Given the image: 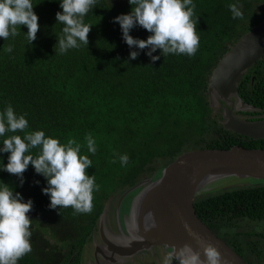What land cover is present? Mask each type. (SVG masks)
Returning <instances> with one entry per match:
<instances>
[{
	"label": "trees",
	"instance_id": "trees-1",
	"mask_svg": "<svg viewBox=\"0 0 264 264\" xmlns=\"http://www.w3.org/2000/svg\"><path fill=\"white\" fill-rule=\"evenodd\" d=\"M194 2L201 37L194 56L164 57L158 49L153 55L161 58L153 63L147 49H131L119 23L113 22L131 11L129 0H96L85 17L93 25L89 45L66 54L59 53L58 45L55 52L63 28L56 20L59 0H33L40 30L32 44L25 36L26 25L16 37H0V110L11 104L18 114L27 113L26 131L44 130L64 143L76 139L93 161L88 173L101 186L90 213H75L71 207L53 210L42 191L46 180L33 166L25 171L23 186L15 174L0 171V180L34 201L29 213L32 251L19 264H81L108 201L144 179L160 176L185 152L264 149V140L225 130L207 94L210 75L230 46L264 21V0ZM236 2L243 19L232 17L229 5ZM131 35L147 39L150 33L137 26ZM9 46L12 53L6 51ZM132 50L141 53L135 60L130 59ZM238 91L245 103L258 109L251 115L264 116V58L246 73ZM88 133L96 140L95 155L87 151ZM13 134L23 136L7 135ZM125 153L130 161L122 167L118 157ZM8 155L0 153L5 164ZM251 183L204 193L196 198L195 208L202 222L246 264H264L262 248L250 238L253 234L237 230L246 221L264 223V181ZM255 235L264 238V233Z\"/></svg>",
	"mask_w": 264,
	"mask_h": 264
},
{
	"label": "clouds",
	"instance_id": "clouds-1",
	"mask_svg": "<svg viewBox=\"0 0 264 264\" xmlns=\"http://www.w3.org/2000/svg\"><path fill=\"white\" fill-rule=\"evenodd\" d=\"M129 4L131 11L118 15L113 22L119 23L122 38L131 49H147L146 54L153 63L160 60L161 55L194 56L197 53L201 37L194 0H129ZM35 5L33 0H0V37L6 40L16 37L20 26L26 25L25 36L32 44L40 30ZM59 5L61 11L56 13V20L63 28L57 37L56 54L57 45L60 54L89 45L93 25L86 23L85 17L95 9L96 0H59ZM229 9L233 19H243L244 12L238 2L230 4ZM137 26L150 33L147 39L131 35ZM158 49L162 50L161 55H153ZM13 50L12 46L6 49L8 53ZM140 54L132 50L130 59L135 60ZM29 127L27 113L18 114L11 104L0 110V137H3L0 153H9L7 164L0 158V171L15 174L23 186L24 173L31 165L46 180L47 186L42 191L49 196L50 209L71 207L75 213H90L95 193L101 187L96 176L87 171L93 166L90 156L82 153V145L74 138L64 143L44 130L26 131ZM8 133H23V136ZM85 140L88 153L95 155L98 149L94 136L88 133ZM33 149H37L38 154L33 155ZM118 158L122 167L129 164L128 154H120ZM33 207L31 198L25 199L22 193L0 180V264H19L20 259L32 251L33 219L29 213ZM203 253L206 261L201 259L200 252L186 246L178 255L179 264H222V255L213 244H206Z\"/></svg>",
	"mask_w": 264,
	"mask_h": 264
},
{
	"label": "water",
	"instance_id": "water-1",
	"mask_svg": "<svg viewBox=\"0 0 264 264\" xmlns=\"http://www.w3.org/2000/svg\"><path fill=\"white\" fill-rule=\"evenodd\" d=\"M264 58V21L254 26L230 46L210 75L208 97L215 114L222 102L227 104L221 122L224 129L253 140H264V116L239 96V85L246 73ZM251 180L264 181V149L234 146L229 150L188 151L165 167L160 176L142 180L124 191L118 212L132 196L131 212L125 218L124 233L109 239L107 211L101 215V235L110 248L106 264L121 262L156 247L163 248L179 261L185 247L207 257L203 247L211 243L222 255V264H246L242 257L199 218L195 200L204 193L251 186ZM227 183L226 186L223 184ZM116 256L120 257L117 259ZM104 263V264H105Z\"/></svg>",
	"mask_w": 264,
	"mask_h": 264
},
{
	"label": "rangeland",
	"instance_id": "rangeland-1",
	"mask_svg": "<svg viewBox=\"0 0 264 264\" xmlns=\"http://www.w3.org/2000/svg\"><path fill=\"white\" fill-rule=\"evenodd\" d=\"M250 113H248L249 115ZM260 117V116H257ZM224 186L227 185V183L223 184ZM121 195H117L114 196L111 201L107 204V218H106V223L108 225V216L110 215V212L112 213L110 221H109V226L110 228L113 230L112 225L117 226L118 231L120 232V234H124L122 232V230L125 232L126 230V224H125V218H126V214H130L131 212V203L130 205L127 207V202L129 200H131L132 196L127 197L126 200L124 201L121 210L118 212V202L120 200ZM132 202V201H131ZM117 207V210H116ZM116 210V211H115ZM110 217V216H109ZM114 218L116 219V221H114ZM112 224V225H111ZM121 226H122V230H121ZM257 229H259V231H257ZM238 232L240 233H251L253 234V236H251L250 238L252 240H254L256 243L258 242L260 245L259 248L262 247V243H264V238H261L259 236H256L255 234H259V233H264V223H256V222H252V221H246L242 224V226H240L238 229ZM115 234L118 235L116 230ZM244 237V235H243ZM242 238V236H241ZM264 245V244H263ZM92 245H89L88 248L86 249L85 252V256L83 259V263L85 264V258L90 256V249ZM263 252H261V256L264 257V247L262 249ZM152 254L149 255H145V256H134L131 257L129 259H127V263L126 264H179V261H177L176 259H174L170 253L161 251V250H155V251H151Z\"/></svg>",
	"mask_w": 264,
	"mask_h": 264
},
{
	"label": "flooded vegetation",
	"instance_id": "flooded-vegetation-1",
	"mask_svg": "<svg viewBox=\"0 0 264 264\" xmlns=\"http://www.w3.org/2000/svg\"><path fill=\"white\" fill-rule=\"evenodd\" d=\"M227 108V104L225 103V102H222L221 103V105L219 106V109H218V111L221 113V115L220 116H222V114H223V111L225 110ZM239 115H241V116H248V113H238ZM249 115H251V114H249ZM255 116V115H254ZM112 199V198H111ZM111 199L108 201V203L111 201ZM107 203V204H108ZM130 203H131V201L129 200L128 202H127V207L130 205ZM107 204H106V208H105V210L104 211H107ZM116 210H117V207H116ZM115 210V211H116ZM103 214V213H102ZM111 215H112V213L110 212V217L108 216V226H107V237L109 238V239H111L112 240V238L114 237V236H116V234H115V231H113V230H116L117 231V233H118V235L120 234V232L118 231V229H117V226H114V225H112V227H113V230L110 228V226H109V221H110V218H111ZM128 215H130V214H126V217L128 216ZM114 221H116V219L114 218ZM100 224H101V218H100V220H99V222H98V226H97V230L94 232V234H93V238H92V240L87 244V246H86V248H85V250H84V253H83V258H82V261H81V264L83 263V259H84V256H85V252H86V249L88 248V246L89 245H92V249H90L89 251H90V253H91V255L90 256H88V257H86L85 258V264H104L105 262H106V260H105V257H104V254L108 251V249L110 248L107 244H105L104 243V241H103V239H102V235H101V229H100ZM125 224H126V221H125ZM261 237V236H260ZM261 238H263V237H261ZM257 245H260L258 242L256 243ZM262 245V249H263V247H264V245L263 244H261ZM161 250V251H164V252H166L163 248H161V247H156V248H154L153 250H150V251H145V252H143V253H139L137 256H145V255H149V254H152L151 253V251H155V250ZM263 252V251H262ZM116 258L117 259H120V257H118V256H116ZM127 259H123L121 262H116V263H114V264H126L127 262ZM106 264V263H105ZM113 264V263H112Z\"/></svg>",
	"mask_w": 264,
	"mask_h": 264
}]
</instances>
